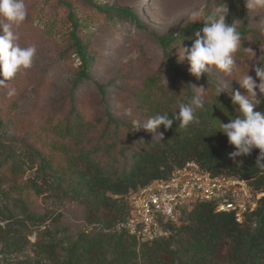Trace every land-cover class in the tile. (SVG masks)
<instances>
[{
    "label": "rangeland",
    "instance_id": "374dc122",
    "mask_svg": "<svg viewBox=\"0 0 264 264\" xmlns=\"http://www.w3.org/2000/svg\"><path fill=\"white\" fill-rule=\"evenodd\" d=\"M92 1L130 7L138 13L143 27L119 18L104 22L103 14L91 8L85 0H24L28 14L15 31L19 34L21 47L35 46L37 52L30 68H22L7 81V86H0V163L7 156L9 147L20 153L24 151L23 145L29 144L49 158L56 175L68 179L71 166L67 157L72 155L76 146L74 141L56 133L53 125L62 121L73 105L82 114L84 122L94 125V131L88 137L90 146L106 127L107 114L120 126L117 131L120 137L126 130H132L134 120L143 123L157 114L156 103L165 99V94L170 91L177 99H182L186 97L188 86L192 94L191 85L204 86L208 87L207 101H210L216 98L214 89L217 83L232 80L233 91L239 89L246 94L236 79L248 71L250 56L245 48L253 49L257 57L260 48H264V9L249 11L244 0H224L229 8L227 21H238L240 29L245 27L249 31L242 41L245 54H236L237 67L230 76L212 67L207 76L197 80L190 74L187 60H179L176 48L182 42L173 46L170 64H167L156 36L181 30L192 22L193 12L201 8L211 11L221 0ZM71 13L80 21L77 33L87 42L88 51L94 57L90 80H83L75 87L73 80L78 71V60L70 37L73 30ZM249 74L255 77L254 71ZM100 85L107 91L104 100L99 98ZM8 86L16 89L15 96H7ZM146 99L149 107L145 106ZM157 131L161 132L160 129ZM139 135L144 139H161L144 130H139ZM36 165L33 168L24 165L23 173L19 175L12 174L8 165H0V227L5 226L2 214L5 206L15 207V201L25 203L43 221L31 227V232L25 235L28 242L18 250L5 246L0 230V264H55L46 260L38 247L42 242L50 241L58 243V261L61 262L70 241L82 232L92 236L103 227L98 223V216L87 207L70 198L60 199L45 188ZM34 182L40 192L32 187ZM103 212L107 215L114 213ZM116 229L112 226L107 231ZM220 243V250L214 257L215 261L224 262L231 244L227 240Z\"/></svg>",
    "mask_w": 264,
    "mask_h": 264
},
{
    "label": "trees",
    "instance_id": "16d2710c",
    "mask_svg": "<svg viewBox=\"0 0 264 264\" xmlns=\"http://www.w3.org/2000/svg\"><path fill=\"white\" fill-rule=\"evenodd\" d=\"M85 1L103 14L104 22L109 18H119L143 27L138 13L130 7ZM70 16L73 24L70 37L78 60V71L73 80L75 87L83 80H90L94 57L88 51L87 42L77 33L80 21L73 13ZM202 27V22H191L179 31L156 36L165 52L167 64H170L173 46L178 42L191 46L192 41L188 38ZM239 30L243 41L249 31L245 27ZM243 45L242 42L238 52L241 56L245 54ZM98 89L100 100L106 99V89L101 85ZM192 95L189 86L186 97L182 99H177L171 91L166 93L165 99L156 103L157 113L167 112L171 116L178 111L179 104L188 102ZM148 101L145 100L147 107ZM76 109L73 105L69 114L53 125L56 133L74 141L76 146L72 155L67 157L71 166L68 179L56 175L49 158L29 144L23 145L24 151L20 153L9 147L7 156L0 163L1 166L8 165L14 175L22 174L24 165L33 168L37 164L36 170L40 179L44 180L45 188L60 199L70 198L87 207L103 225L92 236L82 232L70 241L61 262L58 261V243L42 242L38 247L46 260L55 264H264V196L243 224L238 223L231 212H218L214 202H201L185 213L180 225L170 226L172 235L168 238L138 245L125 229L107 231L112 226L117 227L127 217L129 201L124 199L126 196L153 180L169 177L188 161H196L211 175L250 179L256 189L264 191V171L256 167L259 149L234 161L229 153L235 147L228 143L226 135L218 132L219 120L227 123L237 114L227 94L207 101L205 110L198 113V122L185 129H180L177 124L169 130L161 126L163 139L160 140L144 139L134 127L118 137L120 126L107 114L106 127L99 138L88 146V137L93 133L94 125L84 122L82 114ZM254 111H264V104ZM31 185L40 192L38 184L34 182ZM15 204V207L5 206L2 213L5 226L0 227L3 231L1 240L10 250H18L28 242L26 233L43 222L42 217L32 213L22 201H15ZM101 211L114 213L107 215ZM223 240L231 244L228 257L224 262L215 261L214 256Z\"/></svg>",
    "mask_w": 264,
    "mask_h": 264
},
{
    "label": "clouds",
    "instance_id": "9594fccd",
    "mask_svg": "<svg viewBox=\"0 0 264 264\" xmlns=\"http://www.w3.org/2000/svg\"><path fill=\"white\" fill-rule=\"evenodd\" d=\"M244 6L249 11L264 9V0H244ZM27 14L24 0H0V29L3 32L0 35V76L3 77L0 79V86H7V81L14 78L22 68L28 69L33 64L36 47H21L18 43L19 34L15 31V27L25 21ZM228 15L229 8L224 0L211 11L201 8L191 14L192 23L202 22L203 27L195 31L193 37L188 38L192 41L190 47L182 43L176 49L179 60H187L189 72L197 80L207 76L212 67L229 76L237 67L236 54L241 49L242 36L238 21L229 23ZM245 51L250 56L248 71L236 80L240 89L246 90V94H242L239 89L233 91L232 80H225L215 86V96L219 98L226 93L237 113L227 123L219 120L218 132L226 135L228 143L235 147L229 153L234 161L238 157L251 155L254 149H259L256 167L264 171V111H254L264 104V48H260L259 57L253 49L245 48ZM126 60L127 58L125 62ZM250 71L255 72V77L249 74ZM191 86L193 95L188 102L179 104L178 111L171 116L167 112L157 113L143 123L134 120L135 131L144 130L163 139V133L157 131L161 126L169 130L177 124L180 129H185L198 122V113L206 107L208 87ZM6 94L13 97L16 89L8 86Z\"/></svg>",
    "mask_w": 264,
    "mask_h": 264
},
{
    "label": "built area",
    "instance_id": "2783aa9c",
    "mask_svg": "<svg viewBox=\"0 0 264 264\" xmlns=\"http://www.w3.org/2000/svg\"><path fill=\"white\" fill-rule=\"evenodd\" d=\"M264 191L250 179L211 175L196 161H188L165 179H156L129 197V213L117 228L125 229L137 244L172 235L186 212L201 202H214L218 212H231L243 224L256 209Z\"/></svg>",
    "mask_w": 264,
    "mask_h": 264
}]
</instances>
